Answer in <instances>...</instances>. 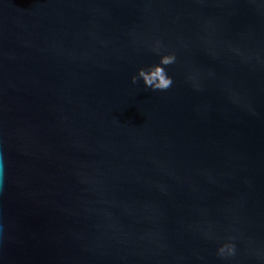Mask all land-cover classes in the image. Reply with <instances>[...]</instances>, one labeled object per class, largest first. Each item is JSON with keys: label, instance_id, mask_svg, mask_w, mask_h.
Instances as JSON below:
<instances>
[{"label": "water", "instance_id": "water-1", "mask_svg": "<svg viewBox=\"0 0 264 264\" xmlns=\"http://www.w3.org/2000/svg\"><path fill=\"white\" fill-rule=\"evenodd\" d=\"M0 264H264V0H0Z\"/></svg>", "mask_w": 264, "mask_h": 264}, {"label": "clouds", "instance_id": "clouds-1", "mask_svg": "<svg viewBox=\"0 0 264 264\" xmlns=\"http://www.w3.org/2000/svg\"><path fill=\"white\" fill-rule=\"evenodd\" d=\"M162 45L157 41L153 48L158 55V62L139 67L136 73L132 75L131 80L135 83L138 79L142 81L143 85L153 90H166L173 84V77L168 74L166 65L175 63L176 54L174 51H162ZM236 251V245L232 239L226 238L216 248L218 256H231Z\"/></svg>", "mask_w": 264, "mask_h": 264}]
</instances>
